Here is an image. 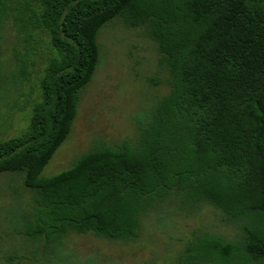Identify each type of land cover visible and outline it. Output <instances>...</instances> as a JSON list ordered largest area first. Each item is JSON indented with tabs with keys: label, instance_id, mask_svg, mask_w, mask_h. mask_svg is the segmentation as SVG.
<instances>
[{
	"label": "trees",
	"instance_id": "16d2710c",
	"mask_svg": "<svg viewBox=\"0 0 264 264\" xmlns=\"http://www.w3.org/2000/svg\"><path fill=\"white\" fill-rule=\"evenodd\" d=\"M12 11L24 53L0 86L20 88L29 67L43 68L29 109L12 102L27 125L0 138V175L17 174L30 191L32 210L15 230L43 244L44 264H70L61 247L71 235L134 242L165 204L186 215L211 207L237 230L234 241L195 233L175 264H264V0H24ZM113 20L156 45L169 91L136 117L133 142H97L42 178L72 131L99 65L98 34Z\"/></svg>",
	"mask_w": 264,
	"mask_h": 264
},
{
	"label": "rangeland",
	"instance_id": "374dc122",
	"mask_svg": "<svg viewBox=\"0 0 264 264\" xmlns=\"http://www.w3.org/2000/svg\"><path fill=\"white\" fill-rule=\"evenodd\" d=\"M23 3L24 0L7 1V18L0 25L1 77L8 76L10 62L14 65L16 57L24 53V44L18 39L11 16L12 9ZM97 40L99 65L91 82L81 92L71 133L41 173L42 178L69 169L97 142L112 146L123 140L133 142L137 133L136 117L152 108L169 91V76L159 65L157 47L143 30L113 20L98 34ZM42 68L40 60L29 67L30 77L20 88L15 82L11 83L17 89L9 85L10 79L5 80L4 89L0 86L1 139L17 135L27 125V113L13 108L12 102L16 99L19 106H25V111L29 109L30 98L37 93ZM9 86L15 94L7 90ZM7 100L11 103L6 104ZM31 210L30 191L23 187L19 176L1 174L0 264L45 263L43 244L33 243L15 230L16 220ZM201 232L221 235L228 241L237 239V230L211 207L186 215L174 204H165L146 217L141 235L134 242L71 235L61 247L62 258L70 264H175L184 244Z\"/></svg>",
	"mask_w": 264,
	"mask_h": 264
}]
</instances>
